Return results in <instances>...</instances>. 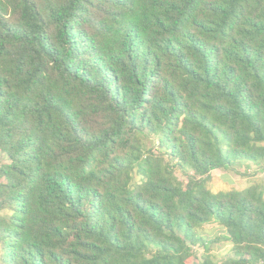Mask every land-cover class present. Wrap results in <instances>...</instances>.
<instances>
[{
	"label": "trees",
	"instance_id": "trees-1",
	"mask_svg": "<svg viewBox=\"0 0 264 264\" xmlns=\"http://www.w3.org/2000/svg\"><path fill=\"white\" fill-rule=\"evenodd\" d=\"M242 163L264 0H0V264H264V187H208Z\"/></svg>",
	"mask_w": 264,
	"mask_h": 264
},
{
	"label": "rangeland",
	"instance_id": "rangeland-1",
	"mask_svg": "<svg viewBox=\"0 0 264 264\" xmlns=\"http://www.w3.org/2000/svg\"><path fill=\"white\" fill-rule=\"evenodd\" d=\"M148 147H152L153 142H148ZM179 174V173H178ZM260 185L264 187V163L261 166L254 164L242 163V165L235 166V171L227 172L224 170L213 171L211 173L208 187L213 192L243 190L251 185ZM205 237L208 240L211 254L216 263L233 257L230 247L226 243L212 244L209 242L214 236H217L221 230L210 226L207 228ZM197 254H201V248H195ZM1 253V250H0ZM194 259L189 261L192 264Z\"/></svg>",
	"mask_w": 264,
	"mask_h": 264
}]
</instances>
